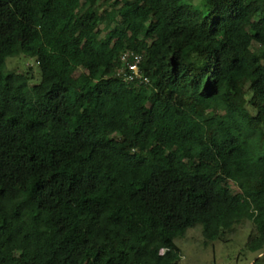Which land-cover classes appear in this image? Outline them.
I'll use <instances>...</instances> for the list:
<instances>
[{
  "label": "trees",
  "instance_id": "16d2710c",
  "mask_svg": "<svg viewBox=\"0 0 264 264\" xmlns=\"http://www.w3.org/2000/svg\"><path fill=\"white\" fill-rule=\"evenodd\" d=\"M206 3L0 0V264H180L245 220L264 264V0Z\"/></svg>",
  "mask_w": 264,
  "mask_h": 264
},
{
  "label": "rangeland",
  "instance_id": "374dc122",
  "mask_svg": "<svg viewBox=\"0 0 264 264\" xmlns=\"http://www.w3.org/2000/svg\"><path fill=\"white\" fill-rule=\"evenodd\" d=\"M197 10L201 16H207L209 9L206 0H185ZM6 71L29 72L31 85L40 80V69L35 59L23 56H9ZM254 230L253 223L245 220L235 226L222 240H206L201 225L187 230L183 237L175 239L180 247V264H251L256 253L246 250L245 244Z\"/></svg>",
  "mask_w": 264,
  "mask_h": 264
},
{
  "label": "built area",
  "instance_id": "2783aa9c",
  "mask_svg": "<svg viewBox=\"0 0 264 264\" xmlns=\"http://www.w3.org/2000/svg\"><path fill=\"white\" fill-rule=\"evenodd\" d=\"M121 71L124 73L125 80L146 82L147 77H144L139 69V65L142 61V55L133 51H125L121 54Z\"/></svg>",
  "mask_w": 264,
  "mask_h": 264
},
{
  "label": "clouds",
  "instance_id": "9594fccd",
  "mask_svg": "<svg viewBox=\"0 0 264 264\" xmlns=\"http://www.w3.org/2000/svg\"><path fill=\"white\" fill-rule=\"evenodd\" d=\"M126 51H131V50H126ZM120 62H121V60H120ZM142 63H143V56H142V61H141L140 65H139V69H140L141 74H142L144 77H147V78H148V81H146V82H142V83H149V81H150L149 77L146 76L145 73H144L143 70H142ZM121 68H122V65H121V63H120V66L118 67L117 72H116V74H117L118 77L122 78V80L126 81L127 83H130V82H137V81H127V80H125L124 73L121 71ZM138 83L140 84V82H138ZM251 264H253V262H251Z\"/></svg>",
  "mask_w": 264,
  "mask_h": 264
}]
</instances>
